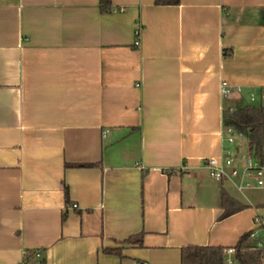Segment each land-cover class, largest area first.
Here are the masks:
<instances>
[{
  "label": "crops",
  "instance_id": "1",
  "mask_svg": "<svg viewBox=\"0 0 264 264\" xmlns=\"http://www.w3.org/2000/svg\"><path fill=\"white\" fill-rule=\"evenodd\" d=\"M110 1L0 0V264H181L264 210L204 165H244L223 113L264 105V0Z\"/></svg>",
  "mask_w": 264,
  "mask_h": 264
},
{
  "label": "trees",
  "instance_id": "2",
  "mask_svg": "<svg viewBox=\"0 0 264 264\" xmlns=\"http://www.w3.org/2000/svg\"><path fill=\"white\" fill-rule=\"evenodd\" d=\"M179 2L180 0H157L156 5H178ZM100 9L102 13L111 12V1L101 0ZM223 128L224 130L232 128L244 134L249 141L250 153L264 165V105L262 103L247 105L234 111L225 110ZM221 207L224 210L223 217H228L247 208L232 198L225 190L221 191ZM136 237L138 246L142 247V234ZM233 248L236 250L239 261L243 264H263L264 252L252 251L249 233L244 234ZM226 249L228 248L189 246L182 249L181 264H223ZM104 251L108 254L122 256V249L119 248L105 249ZM32 256L33 253L29 252L26 260ZM139 263L145 264L144 262Z\"/></svg>",
  "mask_w": 264,
  "mask_h": 264
},
{
  "label": "built area",
  "instance_id": "3",
  "mask_svg": "<svg viewBox=\"0 0 264 264\" xmlns=\"http://www.w3.org/2000/svg\"><path fill=\"white\" fill-rule=\"evenodd\" d=\"M139 33L140 31H137V35H139ZM136 44L138 45L139 42L137 41ZM220 91L221 95L227 98L233 93H242L243 89L222 82ZM262 93V99H264V90H262ZM249 97L252 103L257 102L255 92L251 91ZM223 138L229 147L235 146L236 138L245 142L244 146L248 148V152L242 155L244 165L241 169L237 167V156L233 150L229 149L226 151V155L222 160L209 158L204 161V165L208 169L210 176L218 182L230 181L241 194L252 190L264 192V165L256 160L250 153L247 137L231 128L224 130ZM73 207L76 208L75 205ZM255 212L253 217V229L249 232L250 246L252 251L264 252V213L260 209H255ZM223 264L243 263L239 261L236 250L234 248H228L224 253Z\"/></svg>",
  "mask_w": 264,
  "mask_h": 264
},
{
  "label": "rangeland",
  "instance_id": "4",
  "mask_svg": "<svg viewBox=\"0 0 264 264\" xmlns=\"http://www.w3.org/2000/svg\"><path fill=\"white\" fill-rule=\"evenodd\" d=\"M258 102V101H257ZM257 102L256 103H252V104H257ZM264 102V101H263ZM236 139H238V138H236ZM236 142H238L237 140H236ZM236 146H237V143L235 144ZM236 154V153H235ZM237 156V155H236ZM241 157H242V154H241ZM247 194H250V193H247ZM235 195L236 196H239V199L241 198V196L240 195H242V194H240L239 192H235ZM260 196V199H259V201H257L256 203H261V202H263L264 201V196L263 195H259ZM244 200V199H243ZM262 212L264 213V210H262Z\"/></svg>",
  "mask_w": 264,
  "mask_h": 264
}]
</instances>
